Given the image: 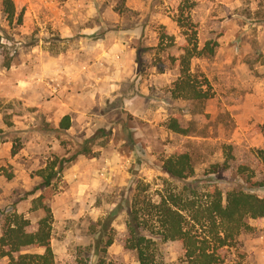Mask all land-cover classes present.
<instances>
[{
	"label": "rangeland",
	"instance_id": "1",
	"mask_svg": "<svg viewBox=\"0 0 264 264\" xmlns=\"http://www.w3.org/2000/svg\"><path fill=\"white\" fill-rule=\"evenodd\" d=\"M13 1L10 20L0 0V235L7 219L35 226L49 209L56 264H97L94 233L112 213L105 259L139 264L124 247L126 200L139 184L155 199L182 188L162 169L175 154L190 156L202 193L264 197L253 186L264 180V0ZM185 49L201 99L177 87ZM51 175L42 203L44 189L31 191ZM246 223L226 264H264V218ZM156 241L180 263L181 243Z\"/></svg>",
	"mask_w": 264,
	"mask_h": 264
},
{
	"label": "trees",
	"instance_id": "2",
	"mask_svg": "<svg viewBox=\"0 0 264 264\" xmlns=\"http://www.w3.org/2000/svg\"><path fill=\"white\" fill-rule=\"evenodd\" d=\"M2 13L8 19L16 15L13 0H1ZM180 23V21H179ZM181 27L182 25L180 23ZM216 44L209 41L203 48L208 57L215 53ZM181 80L177 82L180 91L186 92L188 99H201L198 92L184 77L190 71L189 62L193 52L185 49ZM195 50V49H194ZM201 52V51H200ZM61 128H70V117L66 115L60 124ZM170 129L185 133L177 120H173ZM264 135V127L262 129ZM259 158L264 162V148L258 151ZM62 160L58 170L66 167ZM56 168V164L53 169ZM163 171L172 180L184 183L180 189L159 190L158 198L148 192V186L139 184L132 199H127L125 211L128 219L124 247L136 253L139 264H175L167 263L158 247L156 239L161 241H178L184 255L179 264H226L228 248L238 244L240 233L249 228L246 219L264 218V197L236 187L225 195L213 187L211 191H199L194 168L188 154H175L168 158ZM58 170L55 171L56 174ZM55 174V173H54ZM46 178L31 193L44 189L38 199L43 203L50 197L48 192L52 177ZM253 186L264 187L262 182ZM1 193V188H0ZM206 198V200L204 199ZM114 220L110 214L94 233L93 253L97 256V264H112L105 259L107 249L113 244L114 237L109 235V224ZM51 211L33 226L29 219L14 216L3 223L0 235V264H56L55 254L51 245ZM42 252H37V251ZM1 261L3 263H1Z\"/></svg>",
	"mask_w": 264,
	"mask_h": 264
}]
</instances>
